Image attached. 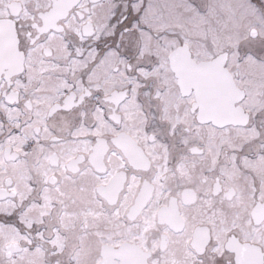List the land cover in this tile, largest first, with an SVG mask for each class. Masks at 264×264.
Listing matches in <instances>:
<instances>
[{
  "label": "snow or ice",
  "instance_id": "1",
  "mask_svg": "<svg viewBox=\"0 0 264 264\" xmlns=\"http://www.w3.org/2000/svg\"><path fill=\"white\" fill-rule=\"evenodd\" d=\"M0 264H264V0H0Z\"/></svg>",
  "mask_w": 264,
  "mask_h": 264
}]
</instances>
